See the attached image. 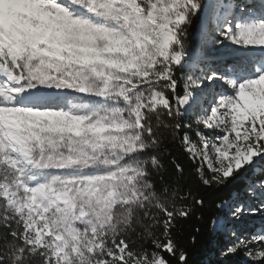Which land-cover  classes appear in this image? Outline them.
<instances>
[{"label": "snow or ice", "instance_id": "obj_1", "mask_svg": "<svg viewBox=\"0 0 264 264\" xmlns=\"http://www.w3.org/2000/svg\"><path fill=\"white\" fill-rule=\"evenodd\" d=\"M193 217L264 264V0H0V264H190Z\"/></svg>", "mask_w": 264, "mask_h": 264}, {"label": "trees", "instance_id": "obj_2", "mask_svg": "<svg viewBox=\"0 0 264 264\" xmlns=\"http://www.w3.org/2000/svg\"><path fill=\"white\" fill-rule=\"evenodd\" d=\"M167 147L172 155L165 156L164 160L166 164H169L172 159V156L179 158L177 162L184 161V157L177 147L173 145H168ZM220 195H226V193H209L210 211L211 203L217 200L218 196ZM205 219H210V215L206 216ZM196 228H201V234L198 236V242L196 246L190 249V264H206L207 261L215 259L213 249L216 246V240L212 235L210 226H207L205 224V221L193 217L187 221H180L177 224V233L179 237L183 239L188 235L189 232L194 231ZM236 260L239 261V264H245V261L242 259V256L236 258Z\"/></svg>", "mask_w": 264, "mask_h": 264}, {"label": "rangeland", "instance_id": "obj_3", "mask_svg": "<svg viewBox=\"0 0 264 264\" xmlns=\"http://www.w3.org/2000/svg\"><path fill=\"white\" fill-rule=\"evenodd\" d=\"M241 256H242V259H243L244 261H246L247 257H246L243 253L241 254Z\"/></svg>", "mask_w": 264, "mask_h": 264}]
</instances>
